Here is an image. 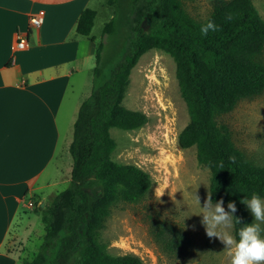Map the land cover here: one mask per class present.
Returning a JSON list of instances; mask_svg holds the SVG:
<instances>
[{
    "label": "trees",
    "instance_id": "trees-1",
    "mask_svg": "<svg viewBox=\"0 0 264 264\" xmlns=\"http://www.w3.org/2000/svg\"><path fill=\"white\" fill-rule=\"evenodd\" d=\"M191 1L107 0L113 16L103 27L105 42L96 47L90 94L73 125L68 187L35 211L41 215L43 241L37 254L21 264H144L134 255H109L101 232L114 205L138 204L153 186L149 174L138 167L112 161L116 144L110 135L111 130L135 131L147 123L143 113L128 110L123 101L132 70L151 50L167 54L175 64L189 117L177 137L178 147L196 149L198 163L210 172L213 203L234 201V215L250 224L248 209L240 201L253 193L264 198V168L236 149L229 128L217 119L241 101L264 94V21L250 0H216L209 18L197 22L183 7ZM229 12L235 14L230 22L225 20ZM95 18V11L84 10L76 34L95 42ZM209 19L222 30L205 37L200 26ZM120 37L119 59L108 67L104 53ZM240 227L234 225V235ZM153 237L170 255L190 245L183 232L164 221L154 223Z\"/></svg>",
    "mask_w": 264,
    "mask_h": 264
},
{
    "label": "rangeland",
    "instance_id": "rangeland-1",
    "mask_svg": "<svg viewBox=\"0 0 264 264\" xmlns=\"http://www.w3.org/2000/svg\"><path fill=\"white\" fill-rule=\"evenodd\" d=\"M214 1L194 0L184 2L183 7L192 19L205 22L212 13ZM250 2L264 21V0ZM90 8L97 12L91 32L97 47L98 43L105 42L102 30L113 16V9L107 6V0H96ZM122 40L120 37L118 42L107 47L104 56L108 67L114 66L119 59ZM94 66L95 57L92 70ZM90 79L91 89L92 72ZM87 92L86 97L90 94V91ZM123 106L143 113L147 123L135 131L111 130L110 135L116 144L111 159L116 164L133 165L146 172L153 186L140 203H119L111 208L101 232V241L106 245L108 254L115 257L134 255L144 264H230L224 245L216 238H208L200 223L202 217L194 215L200 209L191 193L196 190L202 206L209 192L210 172L198 163L195 148L183 150L178 147L177 137L188 125L189 117L180 97L175 64L167 54L151 50L140 58L131 72ZM217 123L229 128L237 150L255 166L264 168V94L241 101L233 111L218 118ZM60 166L61 178L57 186L48 189L46 194L51 192L56 196L68 187L66 169L69 166L71 170L72 167L68 152ZM156 188L165 190L160 199L155 196ZM51 196L35 195L29 202L37 211L42 205H47ZM223 206L227 210V205ZM248 214L252 223L254 217L249 210ZM30 215L35 222L34 236L40 247L44 236L41 217L37 212ZM158 220L171 224L189 238L190 245L184 252L170 255L155 242L153 225ZM27 244L15 241L8 247L12 252L25 255L28 248L34 250ZM32 254L33 257L36 255Z\"/></svg>",
    "mask_w": 264,
    "mask_h": 264
},
{
    "label": "crops",
    "instance_id": "crops-1",
    "mask_svg": "<svg viewBox=\"0 0 264 264\" xmlns=\"http://www.w3.org/2000/svg\"><path fill=\"white\" fill-rule=\"evenodd\" d=\"M95 2L0 0V264H21L37 252L29 199L54 197L46 191L61 178L79 107L91 90L96 43L78 36L76 25ZM39 11L43 23L32 30L29 18ZM17 34L27 37L23 50L16 49ZM15 241L34 250L12 252Z\"/></svg>",
    "mask_w": 264,
    "mask_h": 264
},
{
    "label": "clouds",
    "instance_id": "clouds-1",
    "mask_svg": "<svg viewBox=\"0 0 264 264\" xmlns=\"http://www.w3.org/2000/svg\"><path fill=\"white\" fill-rule=\"evenodd\" d=\"M235 18L234 13H227L226 21H232ZM221 26L214 20L209 19L206 24L200 26V34L207 36L209 32L221 31ZM234 163L235 157H229ZM220 168L223 169L221 162ZM164 191L155 190V196L160 199ZM196 205L200 211L198 215L202 217L200 223L205 229L208 238H216L223 245L224 250L230 258V264H264V198L253 193L251 197H246L240 201L250 211L254 221L250 224H242L240 217L234 214L237 212V206L234 201L227 204L225 209L224 200L213 203L212 192H208L201 206V199L196 190L191 193ZM189 217V216H188ZM239 224L241 227L233 234L234 225ZM194 227V226H193Z\"/></svg>",
    "mask_w": 264,
    "mask_h": 264
},
{
    "label": "built area",
    "instance_id": "built-area-1",
    "mask_svg": "<svg viewBox=\"0 0 264 264\" xmlns=\"http://www.w3.org/2000/svg\"><path fill=\"white\" fill-rule=\"evenodd\" d=\"M43 12L39 11L36 14H33L29 18V27L32 30H38L43 23ZM27 47V37L26 35L17 34L16 35V49L23 50Z\"/></svg>",
    "mask_w": 264,
    "mask_h": 264
},
{
    "label": "water",
    "instance_id": "water-1",
    "mask_svg": "<svg viewBox=\"0 0 264 264\" xmlns=\"http://www.w3.org/2000/svg\"><path fill=\"white\" fill-rule=\"evenodd\" d=\"M42 207H43V205H42Z\"/></svg>",
    "mask_w": 264,
    "mask_h": 264
}]
</instances>
